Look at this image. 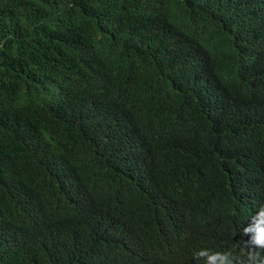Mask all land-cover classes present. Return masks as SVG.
I'll list each match as a JSON object with an SVG mask.
<instances>
[{
  "label": "trees",
  "instance_id": "1",
  "mask_svg": "<svg viewBox=\"0 0 264 264\" xmlns=\"http://www.w3.org/2000/svg\"><path fill=\"white\" fill-rule=\"evenodd\" d=\"M264 205V0H0V264L241 255Z\"/></svg>",
  "mask_w": 264,
  "mask_h": 264
},
{
  "label": "clouds",
  "instance_id": "2",
  "mask_svg": "<svg viewBox=\"0 0 264 264\" xmlns=\"http://www.w3.org/2000/svg\"><path fill=\"white\" fill-rule=\"evenodd\" d=\"M244 240L239 256L201 248L193 254L194 264H264V205H261L241 227Z\"/></svg>",
  "mask_w": 264,
  "mask_h": 264
}]
</instances>
